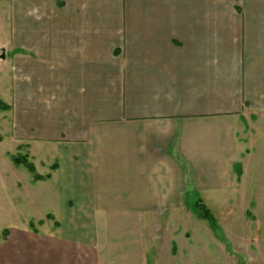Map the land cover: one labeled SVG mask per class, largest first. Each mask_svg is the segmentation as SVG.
I'll list each match as a JSON object with an SVG mask.
<instances>
[{"label":"crops","instance_id":"obj_1","mask_svg":"<svg viewBox=\"0 0 264 264\" xmlns=\"http://www.w3.org/2000/svg\"><path fill=\"white\" fill-rule=\"evenodd\" d=\"M0 23L11 136L49 175L0 264H149V214L242 181L264 0H0Z\"/></svg>","mask_w":264,"mask_h":264},{"label":"rangeland","instance_id":"obj_2","mask_svg":"<svg viewBox=\"0 0 264 264\" xmlns=\"http://www.w3.org/2000/svg\"><path fill=\"white\" fill-rule=\"evenodd\" d=\"M8 31L0 23V44L10 42ZM243 122L246 160L242 181L221 198L201 196L214 216L216 227L197 217L196 200L189 206L163 208L149 214L146 223L149 264H264V118L251 113ZM14 144L9 112L0 110L1 237L7 228L31 214L25 199L31 173L11 160V154L22 155L27 148ZM29 223L39 227V222Z\"/></svg>","mask_w":264,"mask_h":264},{"label":"trees","instance_id":"obj_3","mask_svg":"<svg viewBox=\"0 0 264 264\" xmlns=\"http://www.w3.org/2000/svg\"><path fill=\"white\" fill-rule=\"evenodd\" d=\"M9 108H10V106L8 104H6L2 100H0V110H7ZM11 160H12L13 164H15L17 166L21 165V166L25 167L32 174L33 179H35V180L45 179L49 176L48 174L41 175V174H38L36 172L33 163L28 159L27 152L22 154V155L11 154ZM235 170H236V175H237V179H238L241 175V165L236 164ZM195 209H196V215L198 218L206 220L212 228L216 227L214 216L210 212L209 208L202 202V199L199 197L195 201ZM3 237H5V234L3 235Z\"/></svg>","mask_w":264,"mask_h":264},{"label":"water","instance_id":"obj_4","mask_svg":"<svg viewBox=\"0 0 264 264\" xmlns=\"http://www.w3.org/2000/svg\"><path fill=\"white\" fill-rule=\"evenodd\" d=\"M1 57H4V55L2 54Z\"/></svg>","mask_w":264,"mask_h":264}]
</instances>
